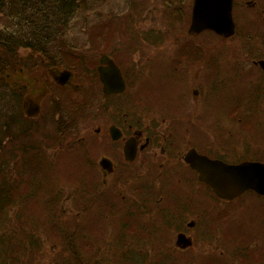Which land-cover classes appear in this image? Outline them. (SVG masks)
I'll use <instances>...</instances> for the list:
<instances>
[{
	"label": "flooded vegetation",
	"instance_id": "af4514ba",
	"mask_svg": "<svg viewBox=\"0 0 264 264\" xmlns=\"http://www.w3.org/2000/svg\"><path fill=\"white\" fill-rule=\"evenodd\" d=\"M144 1L130 0L137 2L140 12ZM162 2L166 14L176 9L192 13L194 4V0L177 5L172 0ZM191 18L192 14L190 25ZM233 19L232 36L210 31L217 44L211 59L204 58L202 45L189 36L206 31L191 33L189 25L182 36L175 32L188 21L174 24L167 18L164 30L150 27L155 34L150 37L137 23L131 29L128 26L135 44L159 49L146 62L127 51H132L133 42L123 49L114 37L103 38L102 47L93 49L94 53L85 52L84 46L76 44L79 39L70 31V21L69 52H58L60 42L55 38L50 52L26 63L27 73L17 67L22 83L9 75L11 100L0 128L7 136L27 134L32 128L44 135L42 141L70 144L82 151L90 174L86 201L104 202L110 214L102 217L110 220L112 216L113 221L104 245V264H113L112 253L119 257L126 253L129 264H264V240L256 247L251 240L257 236L235 239L241 232L237 205L242 208L253 202L264 209V196L238 204L244 194L223 199L189 162L193 150L227 163L260 160L239 153V143L252 152L257 130L264 128V67L260 63L264 61V0H233ZM167 49L172 52H162ZM159 62L166 69L156 70ZM112 64L121 71L124 90L116 91L117 85L112 91L106 88L101 72L116 75ZM234 70L247 72L252 89L245 101L224 110L212 100L211 90L225 78L211 71L231 79ZM158 71L164 72L165 81L175 77L181 85L178 102L158 105L154 96L139 92ZM28 73L35 76L29 78ZM206 93L211 94L206 97ZM237 123L241 129L251 126L246 127L247 137L237 135ZM240 156L248 159L238 160Z\"/></svg>",
	"mask_w": 264,
	"mask_h": 264
},
{
	"label": "rangeland",
	"instance_id": "374dc122",
	"mask_svg": "<svg viewBox=\"0 0 264 264\" xmlns=\"http://www.w3.org/2000/svg\"><path fill=\"white\" fill-rule=\"evenodd\" d=\"M144 5V10L140 12L137 2L131 3L130 0H105L102 4H95L84 11L81 10L71 20L73 28L70 31L75 35L74 37L79 39H75L76 44L78 46L81 44L84 46L85 52L92 54L94 53L92 52L93 49L102 47L103 36H99L104 30L102 23L108 24L107 22L114 18H116L115 20L126 18L125 22L121 24V27H125L126 29H118L113 39L115 41L121 40V42H117V46H122L123 49L124 44L133 42L132 51H127L133 54L136 53L134 57L138 54V57L146 62L149 57L160 52L159 49L151 48V45L146 43L135 44V40L127 31V27L129 26L131 29L137 23L140 26L138 29L150 37V35H155L150 27H162L161 29L164 30L167 16L163 12L164 4L162 0H156V3L151 0H145ZM152 6H157V9L154 10ZM169 20H172V18ZM173 21L174 24H179L175 20ZM189 23H186L184 26L179 25L180 29H175V32L182 36L187 32ZM84 27L92 29H82ZM94 29L98 31L97 35L94 34ZM189 36L194 38L197 44L202 45L204 58L211 59L216 54L217 44L211 37L210 31H206L199 36ZM115 41H113L114 44ZM187 41L188 39L184 43H187ZM88 44L89 48L86 49ZM91 46L92 49L89 50ZM174 46L176 47L175 43ZM162 52L171 53L172 51L167 49ZM161 63L163 62H159L156 70L159 68L166 69V66ZM156 65L157 62L149 67ZM208 69L209 67L206 68V70ZM211 73L215 77L216 75H220L225 78V82L218 84L213 91L211 90L212 100L220 104L224 110H227L236 101L246 100L247 93L252 89L250 76L246 71L234 70L230 74L231 79H227L221 72L211 71ZM164 76L163 71H158L154 78L150 79L148 77L142 84L141 90L139 87V92L141 93L142 91L143 94L154 96L158 105L167 106L178 102L182 94L180 92L181 85L174 79L175 77L165 81ZM159 82H169V84L158 85ZM210 94L207 95L206 93L204 96L209 97ZM140 96L142 97V95ZM6 117L7 99L3 98L2 107L0 108V118L4 120ZM225 117L228 118L227 115ZM246 127L251 128L250 125H243L241 129V124L237 123V135L246 136L249 131L246 132ZM253 127L260 128L258 124H253ZM257 134L258 136L254 139L256 145H254L253 151H248L246 145L239 143L242 147V149L239 148V153L243 152L249 156L264 160V128L258 129ZM43 136L40 131L33 134L34 141L40 145V155H37L35 158H31V155L30 157H23L18 152V149L15 148L17 151L16 155H14L11 163H9V171H11L14 178L21 170L22 161L29 158L30 161L39 162L36 168V171L39 173L38 181L33 191L35 198L27 201L28 206H25V203H23L26 216L29 218L27 222L28 226H30V229H28V232L30 231L29 235H36V242L34 243L36 246L31 251L30 247L27 248L30 242L28 243V238L26 239V264H104L106 251L104 245L106 237L110 233V228L113 226V221L112 216H110V220H106V217L103 219L102 217L103 214H110L108 211H105L104 202L91 205L86 201V197L89 196L87 190L88 181L90 180V178L88 180V175L90 176V174L86 169L84 155L80 149L76 150L70 144L66 146L65 143L61 144L59 142L58 144H54L52 140L42 141ZM244 158L248 159L245 156H240L237 159L243 160ZM19 184L21 186L17 189L19 190L17 193L29 195L30 184L25 182ZM243 197V200H237L235 203H248L251 199H262L259 195L257 196L249 192L244 194ZM61 198H64V202L59 201ZM247 205H241L243 206L242 208H239L237 205V211L235 212V215L239 219L237 229L241 230V232H237L235 239L240 236H257L251 241L252 246L259 247L260 243L264 240V209L260 207L261 205L253 202ZM9 218L12 220L11 215ZM26 234L28 235L27 232ZM19 235L23 234L19 233ZM68 242L77 243V245L68 247ZM31 252H35L36 256L35 254H31ZM114 254L112 253V257Z\"/></svg>",
	"mask_w": 264,
	"mask_h": 264
},
{
	"label": "trees",
	"instance_id": "16d2710c",
	"mask_svg": "<svg viewBox=\"0 0 264 264\" xmlns=\"http://www.w3.org/2000/svg\"><path fill=\"white\" fill-rule=\"evenodd\" d=\"M104 1L0 0V108L3 98L7 99V107L11 100L12 91L10 90L11 82H8L9 75L18 78L21 82L22 78L20 79L19 75L16 74L17 67L22 68L23 72L21 73H27L26 63L35 61L42 54L50 52L55 38L60 42L57 45L58 52H69L66 44V38L70 36L69 22L81 10L84 11L95 4H102ZM182 1L185 0H172L173 5L181 4ZM166 16L178 23L180 21L189 22L191 11L176 9L168 11ZM115 19L108 21V24L102 23L104 30L99 36L112 38L118 29H126L121 27L126 18ZM82 29H89V27ZM94 34H98L96 29H94ZM210 34L211 37L214 36L213 33L210 32ZM26 50H30L28 56H24ZM17 64L19 65L16 66ZM33 76L35 75L28 73L29 78ZM33 134V129L30 128L27 134L11 133L7 136L5 131L3 132L0 128V264H26V239L28 238V243L30 242L27 245V248L30 247V251L36 246V244L34 245L36 235H29L30 231L28 232L30 229L27 224L29 218L26 216L23 203L28 206L27 201L35 198L33 191L38 181L39 173L36 168L39 162L30 161L29 158L22 161L21 170L14 178L9 171V163L17 152L15 148L23 157H30L31 155V158H35L41 154L40 145L34 141ZM23 164L25 165L23 166ZM22 182L30 184L29 195L17 193L19 192L17 189L21 186L19 183ZM59 201L61 202V199ZM10 215L12 220L9 218ZM19 233L23 235H19ZM68 244V247L77 245V243L70 242ZM31 254L36 256L35 252H31ZM121 255L122 257H119V254L115 253L112 257V260L115 258L112 263L129 264L127 254L122 253Z\"/></svg>",
	"mask_w": 264,
	"mask_h": 264
},
{
	"label": "water",
	"instance_id": "95a60500",
	"mask_svg": "<svg viewBox=\"0 0 264 264\" xmlns=\"http://www.w3.org/2000/svg\"><path fill=\"white\" fill-rule=\"evenodd\" d=\"M211 30L217 34L230 37L235 32L233 19V0H194L192 9V21L190 32L201 33ZM264 67V61L260 62ZM113 74L103 75L106 88L112 91L117 85L116 91L124 90L125 81L118 67ZM189 162L200 175V179L208 184L221 198L233 200L253 190L264 195V162L243 161L230 164L220 159H211L196 151H191Z\"/></svg>",
	"mask_w": 264,
	"mask_h": 264
}]
</instances>
